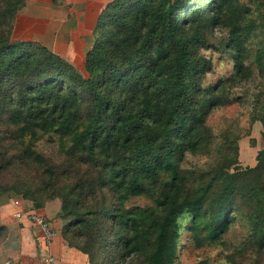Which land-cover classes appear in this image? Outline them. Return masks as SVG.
<instances>
[{
  "label": "trees",
  "instance_id": "obj_1",
  "mask_svg": "<svg viewBox=\"0 0 264 264\" xmlns=\"http://www.w3.org/2000/svg\"><path fill=\"white\" fill-rule=\"evenodd\" d=\"M25 4L0 0V196L34 208L60 199L65 242L87 264H185L188 243L226 244L241 222L247 235L226 262L264 264V147L243 166L239 133L209 123L241 97L234 88L252 78L250 61L264 77V0H112L87 74L40 42L13 40ZM218 29L234 65L212 84L204 51ZM256 98L264 138V90ZM48 133L45 151L37 142ZM188 154L195 166L181 164ZM141 195L152 202L130 204Z\"/></svg>",
  "mask_w": 264,
  "mask_h": 264
},
{
  "label": "rangeland",
  "instance_id": "obj_2",
  "mask_svg": "<svg viewBox=\"0 0 264 264\" xmlns=\"http://www.w3.org/2000/svg\"><path fill=\"white\" fill-rule=\"evenodd\" d=\"M249 1V0H244ZM228 32L218 29L211 38L214 47L205 50L214 64V71L208 75V83H216L221 77L227 76L233 70L234 60L226 49ZM87 47V46H85ZM87 49L85 50L86 54ZM76 66L82 73L87 74L84 63L82 62V51L75 53ZM253 66L254 74L252 78L234 88V91L240 94L239 99H233L228 104L222 106L213 112L209 118V123L213 126L215 132L219 134L223 129L233 128L235 133H239L240 163L243 166L255 163L257 152L264 147V138L262 135L263 124L260 119L253 120V114L256 103V95L264 90V77L259 74V68L254 61H250ZM234 136V135H233ZM56 138L54 133L42 134L37 142L39 148L49 151L55 145L52 139ZM198 159L188 154L181 164L185 167L195 166ZM152 199L147 195L132 197L131 205H145L151 203ZM32 203L22 195L8 192L0 196V226L9 222L7 230L2 232L4 240L0 242V264H5L8 259L11 264H59L54 259L51 251L45 247V234L43 230L30 219V212L45 216L41 212L34 211L31 208ZM18 214H22L18 217ZM52 227L58 233L57 227L49 220ZM248 227L246 223L241 222L224 235L226 244H216L208 242L202 247H195L192 243L182 248L179 252L181 260L185 264H191L199 259H208L213 264H228L226 254L239 244L247 235ZM182 235L187 236V231H182ZM184 240H186L184 238ZM183 241V240H182ZM181 241V242H182ZM46 243L48 244L47 240ZM49 245V244H48ZM228 247L227 249H225Z\"/></svg>",
  "mask_w": 264,
  "mask_h": 264
},
{
  "label": "crops",
  "instance_id": "obj_3",
  "mask_svg": "<svg viewBox=\"0 0 264 264\" xmlns=\"http://www.w3.org/2000/svg\"><path fill=\"white\" fill-rule=\"evenodd\" d=\"M110 1L58 0L55 3L54 0H26L25 6L17 14L13 40L40 42L75 65L74 53L81 50L84 63L85 50L94 39L92 34L97 19ZM28 201L32 203V210L44 213L57 227L54 240L48 242L49 245L46 239L42 243L51 251L54 259L59 264H87L85 254L65 242L62 234L65 221L59 215L61 200H48L41 208H34L33 202ZM3 224L9 227L10 223Z\"/></svg>",
  "mask_w": 264,
  "mask_h": 264
},
{
  "label": "built area",
  "instance_id": "obj_4",
  "mask_svg": "<svg viewBox=\"0 0 264 264\" xmlns=\"http://www.w3.org/2000/svg\"><path fill=\"white\" fill-rule=\"evenodd\" d=\"M17 216L21 217L22 214H18ZM29 217L33 221V223H35L43 230L47 242H51L54 240V238L57 236V232L45 216L37 215L36 213L30 212Z\"/></svg>",
  "mask_w": 264,
  "mask_h": 264
}]
</instances>
